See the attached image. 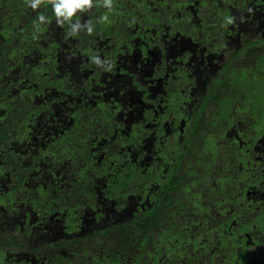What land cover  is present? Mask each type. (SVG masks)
<instances>
[{"label":"flooded vegetation","instance_id":"flooded-vegetation-1","mask_svg":"<svg viewBox=\"0 0 264 264\" xmlns=\"http://www.w3.org/2000/svg\"><path fill=\"white\" fill-rule=\"evenodd\" d=\"M51 5L52 0H40L32 9L29 0H0V150L24 169L13 175L0 162V264L76 263V238L127 220L137 206L147 207L149 192L158 189L155 182L146 194L141 189L124 196L117 187L105 189L108 171L127 167L143 177H160L173 169L169 158L158 172L160 153L168 147L176 157L186 149L179 165L190 171L187 182L198 177L218 182L195 189L218 201L200 214L222 223H206L193 217V207L183 209L189 213L173 225L190 229L180 242V237L170 242L172 248L157 255V262L192 264L180 254L192 247L203 224L200 243L207 248L193 254L200 264H240L241 257L264 264V0H92L58 22ZM197 69L203 74L199 90L191 82ZM214 99L222 102L219 109ZM137 103L139 118H129ZM220 112L225 115L216 121ZM195 123L199 130L192 134ZM73 134V164L89 155L88 182L94 184L77 193L81 207L67 231L64 199L55 194L66 185L72 162L59 147ZM230 148L243 159L221 160ZM216 149L219 156L212 153ZM231 174L230 194L221 201L217 180ZM247 209L252 212L247 216L261 217L260 230L257 224L241 229L236 222L244 218L239 210ZM92 224L96 227L87 231ZM44 225L53 232H45ZM221 232L230 239L222 243ZM64 239L75 242L65 248ZM250 245L256 255L246 252Z\"/></svg>","mask_w":264,"mask_h":264},{"label":"trees","instance_id":"trees-1","mask_svg":"<svg viewBox=\"0 0 264 264\" xmlns=\"http://www.w3.org/2000/svg\"><path fill=\"white\" fill-rule=\"evenodd\" d=\"M73 31H75V29H70L69 34L73 35ZM19 33L21 34V32ZM22 36L24 38L25 34L23 33ZM72 37H76V35ZM257 71L261 72L260 69H257ZM229 103L231 102H223L225 106H227ZM221 104L222 102L215 103L214 99L213 106L215 108L219 109ZM223 115L220 112L216 121H219L223 117ZM258 121L259 119H257V126L260 125ZM210 123L213 124V121H210ZM198 125L199 123L194 124L193 128L191 129L192 134L197 133V131L199 130L197 128ZM258 130H260V128H258ZM73 136L75 135H70L69 142L66 143L65 141L64 146L60 145L59 147L60 155L65 159H71L72 162L67 167V170L69 171V179L66 181V185L64 187H57L55 194V197L59 195L64 199V207L67 210L64 213V226L65 230L67 231L73 228V225L75 224V220H73L74 218H72L73 215H75L74 211L77 212L76 209L81 207V203H76L77 193L86 192L87 188H84V186H93L94 184L93 179L92 185L88 182V175L93 172V169H90V161H85V158L87 157L90 160L89 155L83 156L80 164H73V162L76 160V147ZM128 142L132 143V140L129 139ZM234 146L237 147V143H235ZM172 149V147H168L167 152L160 153L159 157L162 159V162L159 165L160 167L158 172L161 173L163 168L169 165V158H173L174 162H172L173 169L168 168L167 172H163L160 177L159 175L154 176V179L143 177L138 173L137 169H128L127 167L125 172L119 171L116 173L114 170L108 171L109 173H111V176L109 177L108 183H106L107 185H105V189L108 187H117L118 191L122 190L124 196H136L137 194H139V191L141 192V189L145 190L144 194H146L149 190V185L155 182L156 183L154 185H157L158 189L156 191L149 192L150 201L149 204H147L148 206L144 205L147 207H145L143 210H141L137 206L136 210L131 216H128L127 220H124L123 222H120L118 224H113L110 228L107 227V229L102 230L101 232L99 230H95L93 233L87 235L84 238H76V263L64 260V264H162L157 262V255L162 254L163 250L171 249L172 246H170L169 243L174 241L178 237H180L178 241L180 242L181 239L184 238V236L182 237V234H187L186 228L190 229V225H186V227L184 226V228H179V226L176 228L175 225H173V222L177 220L176 218H184L185 216H183V214L185 213V215H187L189 213L184 212L183 209L193 207L194 210L191 211L193 217L197 215V218L204 219L206 223H222L220 220H215V217L213 215H209L208 213L200 214L201 210H206V208H209V203H214L215 206L218 205V201H216L214 198L211 199L210 197L205 196L202 192L199 193L195 189L196 186L198 188L200 187V185V188L210 189L214 184H217L218 182L216 183L209 180V183L207 184L205 179H203L202 181L200 180L201 177L192 179L191 181L189 180L187 182L190 171L184 168H180L179 165V161L183 157L182 154L186 149L183 150L180 157H176L173 154L174 150ZM233 152L234 150L232 148H230L229 151L225 150L224 155L226 158L218 155V149L213 150L212 153L219 156L221 160L226 159V164L230 163V160L227 159V157L230 159L233 158L235 159V161L243 159L241 156L239 158L234 156ZM54 153H56V150H54ZM78 155L81 156L82 152L78 151ZM0 162H4L3 164H6L5 166L7 167V170H9V172H11V174L13 175L15 173L19 175V173L24 172V169H22L23 167L22 165H20V162L18 160H15L13 156L11 157V155H9L7 151L0 150ZM92 168H94V166H92ZM12 169H14L15 171H11ZM232 171H234L233 167ZM106 172L107 171H103V173L99 172L95 175H102ZM231 178H233L232 174L229 176H224V180L220 179V177L219 180H217L219 181V187L215 190V194L221 201L227 200L228 197L226 196L230 194V192L228 193V187L226 186V184H229L231 182ZM41 193L44 197H47L48 195V192H46L45 188L42 187ZM83 194L84 195L82 196L86 195V193ZM120 194L121 193H118L116 195ZM51 201L48 200V204H50ZM86 202H88L87 199ZM117 202L118 208L120 209L122 207V204L119 201ZM239 211L240 215H243L244 217L241 220H236V222H240L241 229H251L250 227H252V225L257 224V229L260 230L259 224L262 223V220L259 215H256L255 217L249 215L247 216L246 214L252 213L250 209ZM197 220H193V222ZM77 224L78 218H76V225ZM165 225H167L168 227ZM204 232L205 227L202 224L200 226V234H198L196 239L193 240L192 247L183 248L180 257H186L187 259L190 258L194 260L192 264H200V257H198L197 261V258L193 257V254H196L199 250L201 252H204L205 248H207L204 242L200 243L201 238H203L202 234H204ZM223 236L224 233L221 232L219 239L221 240ZM104 239H107L108 243H104ZM228 239H230V237L225 236L221 241L223 243V241L226 242V240ZM208 240L211 239L209 238ZM70 242L75 241L64 239V247L67 248L66 246H71L72 244L68 245V243ZM99 242H103L104 245H101ZM95 245L97 246V248L93 247ZM233 246L234 244L232 243L231 249H233ZM93 248L96 250H93ZM69 254L72 253L69 251ZM79 255H81L82 257H79ZM190 259H188L187 261H189ZM239 262L240 264H243V262L241 263V260H239ZM171 264L176 263L171 260Z\"/></svg>","mask_w":264,"mask_h":264},{"label":"clouds","instance_id":"clouds-1","mask_svg":"<svg viewBox=\"0 0 264 264\" xmlns=\"http://www.w3.org/2000/svg\"><path fill=\"white\" fill-rule=\"evenodd\" d=\"M92 0H52L53 14L57 18L69 19L78 10L90 7ZM40 4V0H29V5L32 9H36ZM40 23L45 22V16L38 17Z\"/></svg>","mask_w":264,"mask_h":264},{"label":"rangeland","instance_id":"rangeland-1","mask_svg":"<svg viewBox=\"0 0 264 264\" xmlns=\"http://www.w3.org/2000/svg\"><path fill=\"white\" fill-rule=\"evenodd\" d=\"M40 62V61H39ZM196 76H193V78H192V80H191V82H193V83H197L198 84V90L200 89V84H199V82H201V77H203V74H202V71L201 70H195L194 72H193ZM199 77V78H198ZM133 101V100H132ZM134 101H137V98H135V96H134ZM138 106H140V104L138 105V103L136 104V107L133 109H131L129 112H128V114H127V116L129 117V118H139V113H140V109L138 108ZM260 108H263V107H261L260 106ZM108 221V219H105L101 224H105L106 222ZM55 224L57 225V226H60L61 225V221L60 220H57L56 222H55ZM51 227H53V226H51V225H44L43 226V228L45 229L46 228V230H45V232H47V233H49V234H51L52 232H53V229L51 228ZM96 226L95 225H91V226H88L86 229H88L87 231H89L90 229H93V228H95ZM82 234H83V232H82ZM56 235V234H55ZM55 235L50 239V240H53L54 239V237H55ZM31 241H33L34 243H36V241H38V242H42L43 240H41L40 238L39 239H33V240H31ZM262 246H264V244L262 245ZM225 250V249H224ZM247 253H251L252 255H256L257 253H258V251H257V248L256 247H254L253 245H250L249 247H248V249H247V251H246ZM226 253V252H225ZM225 255V254H224ZM223 260H224V258H223ZM239 260H241V263L243 262V263H245L244 261H246V264H249V259H248V257H241ZM244 260V261H243ZM226 263V262H228L227 260L225 261H223V263ZM233 261H231V263H232ZM220 263H221V261H220ZM234 263V262H233ZM258 264H260V263H258Z\"/></svg>","mask_w":264,"mask_h":264}]
</instances>
